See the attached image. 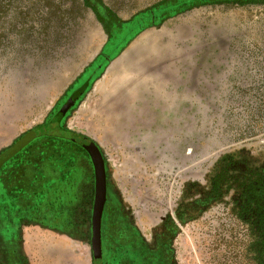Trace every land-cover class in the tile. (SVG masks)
I'll return each instance as SVG.
<instances>
[{"label":"rangeland","instance_id":"rangeland-1","mask_svg":"<svg viewBox=\"0 0 264 264\" xmlns=\"http://www.w3.org/2000/svg\"><path fill=\"white\" fill-rule=\"evenodd\" d=\"M99 1L134 24L104 29L88 0H0V150L88 81L66 127L98 142L123 205L150 230L222 156L264 152V2ZM53 134L48 151L76 156ZM79 183L74 208L65 193L64 228L74 236L24 227L32 264H93ZM251 209L264 245V204ZM258 241L253 223L217 203L180 236L178 261L260 264Z\"/></svg>","mask_w":264,"mask_h":264},{"label":"flooded vegetation","instance_id":"flooded-vegetation-1","mask_svg":"<svg viewBox=\"0 0 264 264\" xmlns=\"http://www.w3.org/2000/svg\"><path fill=\"white\" fill-rule=\"evenodd\" d=\"M88 2L99 10L104 29L117 30L120 25L129 29L134 24L133 21H116L99 0ZM143 15L146 19L149 13ZM111 39L109 35L108 42ZM73 105L66 112L60 109L59 116L49 114L40 127L29 130L35 131L36 136L0 165V264H32L24 248L25 226L37 225L57 234L74 236L64 228L65 193L72 203L67 206L74 208L75 202L81 200L78 193L82 176L86 192L83 194L84 217L90 216V237L92 235L95 167L89 152L72 140L74 132L66 127L65 119ZM55 128L66 138L60 139L66 140L61 143L76 150V156L72 155L74 166L68 169L71 175L68 179H65L64 157L48 151V143L55 140ZM28 132L0 150V155ZM103 158L107 195L101 224L102 261L93 259V264H179L178 239L192 222L203 220L204 214L217 203L230 206L232 212L248 221L250 226L253 223L259 234L260 264H264L260 226L251 209L264 204L251 199L254 195L264 197V152L254 154L241 150L222 156L204 182H187L183 186L178 202L150 230L134 222L113 186L105 155ZM71 211L74 213L75 209ZM76 228L80 231L82 227L76 225ZM86 231L87 227H84V233Z\"/></svg>","mask_w":264,"mask_h":264},{"label":"water","instance_id":"water-1","mask_svg":"<svg viewBox=\"0 0 264 264\" xmlns=\"http://www.w3.org/2000/svg\"><path fill=\"white\" fill-rule=\"evenodd\" d=\"M88 81L79 86L67 99L61 110L66 112L81 96L86 88ZM34 136L35 131H30L17 143L8 148L2 155H0V165L11 157L14 153L19 151L24 145H26ZM72 140L83 146L90 154L92 162L95 167V197L92 207V235L90 239L93 259L94 261H102V240H101V224L103 210L106 202L107 184H106V172L105 163L103 158V151L98 142L85 134L74 132Z\"/></svg>","mask_w":264,"mask_h":264},{"label":"trees","instance_id":"trees-1","mask_svg":"<svg viewBox=\"0 0 264 264\" xmlns=\"http://www.w3.org/2000/svg\"><path fill=\"white\" fill-rule=\"evenodd\" d=\"M218 2H234V3H240V4H244V3H254V2H264V0H217ZM60 111L57 112L56 116L60 115ZM65 152V153H64ZM63 152V156H64V165L67 169H71L74 164H73V160H72V156L71 154H68L67 151ZM70 171L68 170V172H66L65 176L68 179V176H71Z\"/></svg>","mask_w":264,"mask_h":264},{"label":"bare ground","instance_id":"bare-ground-1","mask_svg":"<svg viewBox=\"0 0 264 264\" xmlns=\"http://www.w3.org/2000/svg\"><path fill=\"white\" fill-rule=\"evenodd\" d=\"M146 43H148V41H146Z\"/></svg>","mask_w":264,"mask_h":264}]
</instances>
